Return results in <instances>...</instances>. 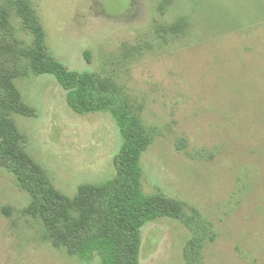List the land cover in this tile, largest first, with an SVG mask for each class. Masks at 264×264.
<instances>
[{
  "label": "rangeland",
  "instance_id": "1",
  "mask_svg": "<svg viewBox=\"0 0 264 264\" xmlns=\"http://www.w3.org/2000/svg\"><path fill=\"white\" fill-rule=\"evenodd\" d=\"M30 27L95 75L96 111L31 74ZM114 108L141 123L142 188L170 215L138 254L119 232V264H264V0H0V264H102L78 246L111 228Z\"/></svg>",
  "mask_w": 264,
  "mask_h": 264
},
{
  "label": "trees",
  "instance_id": "2",
  "mask_svg": "<svg viewBox=\"0 0 264 264\" xmlns=\"http://www.w3.org/2000/svg\"><path fill=\"white\" fill-rule=\"evenodd\" d=\"M30 29L36 37L35 48L23 51L22 55L29 60L31 74L53 77L66 92L68 106L76 113L85 115L96 111L98 102L94 95L97 85L95 75L89 71H68L62 63L49 60L44 49L43 32L37 27ZM111 112L124 138V178L119 188L108 197L111 228L87 237L78 246L79 258L85 263L97 258L102 264H119V232L123 231L130 233L132 251L138 254L143 242V229L158 219L170 216L166 211L154 210V198L146 195L142 188L140 159L147 149L148 139L141 123L121 108H114Z\"/></svg>",
  "mask_w": 264,
  "mask_h": 264
}]
</instances>
